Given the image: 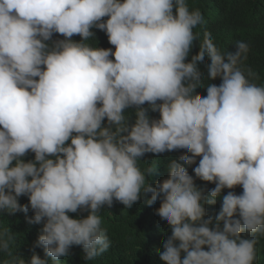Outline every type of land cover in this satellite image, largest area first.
<instances>
[{
  "label": "clouds",
  "instance_id": "obj_1",
  "mask_svg": "<svg viewBox=\"0 0 264 264\" xmlns=\"http://www.w3.org/2000/svg\"><path fill=\"white\" fill-rule=\"evenodd\" d=\"M235 13L188 0H0V213L43 225L27 261L0 228L2 264H70L73 246L86 264L111 247L102 213L141 199L160 202L170 229L162 264H258L264 84L243 67L248 42L216 43ZM177 150L153 184L164 173L154 159Z\"/></svg>",
  "mask_w": 264,
  "mask_h": 264
},
{
  "label": "trees",
  "instance_id": "obj_2",
  "mask_svg": "<svg viewBox=\"0 0 264 264\" xmlns=\"http://www.w3.org/2000/svg\"><path fill=\"white\" fill-rule=\"evenodd\" d=\"M209 6H222L229 7L231 9L237 10L234 15L233 25H230V30L228 36L225 40L220 41L216 37V43L219 47L223 46L225 42L234 38L235 36H240L250 45V50L247 55V59L244 62V69H251L253 73L256 74L258 79H255L260 84H264V0H188L189 6L193 8H198L202 10L205 7V3ZM98 32H102L98 29H94ZM53 39H63L59 35H55ZM104 39V38H103ZM202 39V35H201ZM198 51V47H193L191 55H195ZM190 59V57H189ZM210 63V61H209ZM202 71H204L206 82L211 81L207 78V70L203 64L200 65ZM211 83L219 84L220 80L211 81ZM201 95H206V90H197ZM132 111V110H129ZM106 123V121H105ZM184 150H177L167 154L165 160H178V157L182 155ZM158 161H163V159H154ZM182 163V162H181ZM161 165H165L163 161ZM195 165L188 168L189 174L194 175L193 168ZM200 187H207L211 189L214 185L207 184L203 181L198 180L196 183ZM115 203H118L114 201ZM20 204H27L28 200L19 201ZM134 206V205H133ZM131 208L125 211L118 209L105 210L102 215V223L104 228L108 232V237L111 241V247L109 250L102 255L98 256L92 261H87L86 264H150L145 258V246L148 244L150 250L157 253V249L161 247L157 242L152 240H144L142 234L152 233L157 230H161V225L153 218L149 216V209L145 207L143 209H138L137 212ZM131 212L133 215H131ZM210 215L214 216L215 212L211 209ZM33 212L29 210L27 217L31 218ZM131 216V218H130ZM8 227L12 233L15 234L16 240L13 244V250L16 249V254L22 256L26 261L30 259L31 252L29 249L31 245L36 241L38 235L40 234V229L43 225H31V228H26L22 223H18L12 215H7L6 213H0V228ZM259 249V248H258ZM41 258H44L43 250L37 248L35 250ZM70 255L72 256L70 264H85L83 260V250L79 246H73L70 249ZM153 256V253H150ZM6 259L4 254H0V264ZM157 262L155 264H162L159 259L158 254H156ZM82 260V261H81ZM143 260V262H142ZM66 263H68L66 261ZM153 264V262L151 263Z\"/></svg>",
  "mask_w": 264,
  "mask_h": 264
},
{
  "label": "bare ground",
  "instance_id": "obj_3",
  "mask_svg": "<svg viewBox=\"0 0 264 264\" xmlns=\"http://www.w3.org/2000/svg\"><path fill=\"white\" fill-rule=\"evenodd\" d=\"M254 82L257 83V84H260L256 80H254ZM166 156L167 155H164V158H163L162 155H161V157L163 158V161L165 162V165H163V166L162 165H159V167L162 168V170H163L164 173H160V172L157 171L156 173L159 174L160 176L159 177L153 176L151 178L153 184L155 182L162 181L163 179H166L167 176H168V171H167V167L166 166L168 165L169 161L165 160V157ZM144 161H148L147 160V155H145L144 157L141 158V168L142 169L146 166V164L144 163ZM227 191L228 190L225 189L224 190V193H222V195L223 194H227ZM235 191L237 192V194H239L240 192H242V188L237 187L235 189ZM118 204L122 207V204H120L119 202H118ZM159 206H160V202L159 201H157L156 203H154L151 206H147V205H145L144 200L141 199L140 201H138L137 203L134 204L133 208L137 212L138 209H143L145 207H148V209H149L148 210L149 211V216L151 215V218L155 219L161 225V230L159 229V230L154 231L152 233L142 234L143 235L142 236L143 237V241L144 240H152V241L157 242L161 247H163V243L166 240L167 235H170V229L164 223V221L161 220V218L155 214V210L158 209ZM210 207L216 213L219 210L220 201H218L216 205H210ZM125 210H127V209H125ZM131 210H132V207H131L130 210H127V211H131ZM131 215H133L132 212H131ZM78 216L80 218H84V217L87 216V212L85 211V212H81V213H76L74 215V218H77ZM130 218H131V216H130ZM257 247L259 248L258 249V264H264V239H261L260 240V243L258 244ZM160 250L162 251L163 248H161ZM143 251H145V254L144 255H145V258H146V260H147L148 263L151 264L153 262V264H155V261H156V263H158L157 262V259H156V254L157 253H154V251L150 250L149 247H148V244H146L145 250H143ZM150 253H153V256H151ZM154 258H155V261H154ZM142 262H143V260H142ZM143 264H144V262H143Z\"/></svg>",
  "mask_w": 264,
  "mask_h": 264
}]
</instances>
